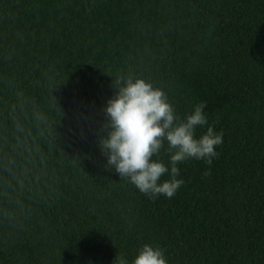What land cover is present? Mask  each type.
<instances>
[{"label":"trees","instance_id":"1","mask_svg":"<svg viewBox=\"0 0 264 264\" xmlns=\"http://www.w3.org/2000/svg\"><path fill=\"white\" fill-rule=\"evenodd\" d=\"M129 77L223 132L171 199L100 147ZM145 243L169 264H264V0H0V264H131Z\"/></svg>","mask_w":264,"mask_h":264},{"label":"clouds","instance_id":"2","mask_svg":"<svg viewBox=\"0 0 264 264\" xmlns=\"http://www.w3.org/2000/svg\"><path fill=\"white\" fill-rule=\"evenodd\" d=\"M117 92L108 100L104 112L106 135L100 147L108 157V168H115L123 180L132 183L149 198L174 197L183 185L179 164L189 159L211 164L223 143V132L209 124L200 103L181 118L165 91L144 78L117 81ZM206 128L199 137L197 128ZM165 150L169 161L159 157ZM165 176L168 179H163ZM120 264H129L126 258ZM131 264H169L166 252L145 243Z\"/></svg>","mask_w":264,"mask_h":264}]
</instances>
